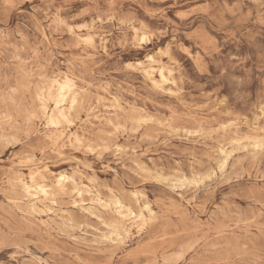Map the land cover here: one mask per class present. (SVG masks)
<instances>
[{
	"label": "rangeland",
	"instance_id": "374dc122",
	"mask_svg": "<svg viewBox=\"0 0 264 264\" xmlns=\"http://www.w3.org/2000/svg\"><path fill=\"white\" fill-rule=\"evenodd\" d=\"M117 199L153 213L118 235ZM0 264H264V0H0Z\"/></svg>",
	"mask_w": 264,
	"mask_h": 264
},
{
	"label": "bare ground",
	"instance_id": "6f19581e",
	"mask_svg": "<svg viewBox=\"0 0 264 264\" xmlns=\"http://www.w3.org/2000/svg\"><path fill=\"white\" fill-rule=\"evenodd\" d=\"M86 35H87V39L89 41L94 42V34H92L91 32H87ZM154 63H156V62H154ZM141 66H142L145 74L150 78V80H152V82L155 85H158V87L162 86L168 80V76L166 74L167 68L164 64H160L156 67L151 62H148V64H146V65L141 63ZM50 85H51V88L56 89V95H54L52 99H54V104H55V108L57 110V113H51V112L47 111L48 110L47 100H48L49 96L47 97V95L44 91H41V93L39 95L40 101L42 103V107L49 116V121L54 125L59 123V119L61 117H63L66 121H70L68 115L66 114V112L64 110H66L65 102H66L68 97L71 98V108L75 104V102L78 101V96H77L78 90H77L74 78L69 76L68 74L59 75V76L54 77L50 80ZM68 136L73 137L76 140H81L80 135L76 131H73L72 129H70ZM254 143H255V149H256V147H259L261 145L260 144L261 141L258 139H256ZM219 153L221 155V161H222L221 165L224 166L228 162V159L230 157V152L228 151L227 148L221 147ZM48 175H49V173H48L46 168H41V167L37 166L33 169H30L27 177L24 176L22 174V172L18 173V185L20 186L22 191L28 196H31V195H34L35 193L41 192L46 197H48L51 194L52 190L55 188L59 189V190H64L67 187V184L64 183L65 181H67L69 183V185L73 186V189L75 190V192L78 193V195H81L84 191H88V187L84 182L77 181L75 179V177L70 176V175H66V173L62 174L60 172V174L58 176H53L52 180H49ZM35 190H36V192L34 193L33 191H35ZM135 194H137V193H135ZM37 199H39V197ZM93 199L95 200V202L100 203L102 206L107 205L100 195H96L95 198H93ZM115 204H116L115 205L116 214H117V217L119 219V226L118 227H119L120 231L118 232V235H122V234L128 235L130 233V231L132 229V225L130 223H127V221L130 218H132V217H141V218L144 217V214H143L144 210L148 211L150 214L153 213L152 209L148 206V203H147V205H142L139 212H136L133 209L126 207L119 199H117L115 201ZM32 206H33V208L36 207L37 203L35 201H33Z\"/></svg>",
	"mask_w": 264,
	"mask_h": 264
}]
</instances>
